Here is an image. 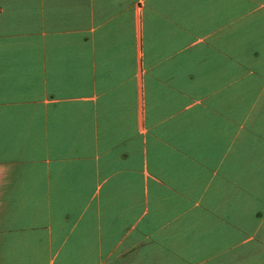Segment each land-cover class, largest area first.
Instances as JSON below:
<instances>
[{"label":"crops","instance_id":"obj_1","mask_svg":"<svg viewBox=\"0 0 264 264\" xmlns=\"http://www.w3.org/2000/svg\"><path fill=\"white\" fill-rule=\"evenodd\" d=\"M0 264H264V0H0Z\"/></svg>","mask_w":264,"mask_h":264}]
</instances>
